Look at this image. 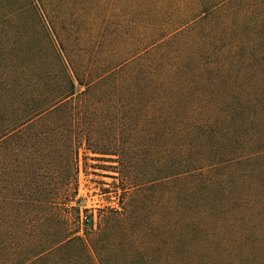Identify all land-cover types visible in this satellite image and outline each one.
<instances>
[{"label":"trees","instance_id":"1","mask_svg":"<svg viewBox=\"0 0 264 264\" xmlns=\"http://www.w3.org/2000/svg\"><path fill=\"white\" fill-rule=\"evenodd\" d=\"M0 264H264V0H0Z\"/></svg>","mask_w":264,"mask_h":264},{"label":"rangeland","instance_id":"2","mask_svg":"<svg viewBox=\"0 0 264 264\" xmlns=\"http://www.w3.org/2000/svg\"><path fill=\"white\" fill-rule=\"evenodd\" d=\"M93 163V162H90ZM87 171H93V168L88 167ZM99 171V170H98ZM98 181L111 182L112 180L107 177H100L94 174H86L84 170V161L80 160V172H79V206L84 207H98L101 204H105L106 201L103 195L100 194Z\"/></svg>","mask_w":264,"mask_h":264}]
</instances>
